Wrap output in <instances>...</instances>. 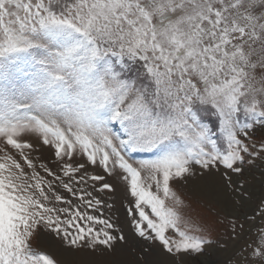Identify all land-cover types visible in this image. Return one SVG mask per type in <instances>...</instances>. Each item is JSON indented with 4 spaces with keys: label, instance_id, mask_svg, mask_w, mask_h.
I'll return each instance as SVG.
<instances>
[{
    "label": "snow or ice",
    "instance_id": "6c2138e0",
    "mask_svg": "<svg viewBox=\"0 0 264 264\" xmlns=\"http://www.w3.org/2000/svg\"><path fill=\"white\" fill-rule=\"evenodd\" d=\"M257 125L264 0H0V264H61L34 246L42 233L114 255L128 236L105 214L108 177L126 185L139 264L202 253L212 241L174 184L221 167L233 184L228 171L264 161ZM34 141L54 150L55 171L35 162ZM258 215L233 264H264Z\"/></svg>",
    "mask_w": 264,
    "mask_h": 264
},
{
    "label": "rangeland",
    "instance_id": "374dc122",
    "mask_svg": "<svg viewBox=\"0 0 264 264\" xmlns=\"http://www.w3.org/2000/svg\"><path fill=\"white\" fill-rule=\"evenodd\" d=\"M251 131L256 141L264 140V128L257 125ZM34 148L32 156L35 162L46 163L55 171L57 164L54 150L39 141H34ZM134 158L138 160L148 157L138 155ZM94 171L97 174H104L99 168ZM225 171L227 170L221 167L219 172L213 174L210 181L192 178L187 182L178 181L174 184L177 193L185 201L187 217L201 228V235L212 241L200 254L178 257L176 264H233L240 250L256 240L255 233L261 225L258 212L264 207V161L257 159L255 164L245 165L243 173L239 175L228 171V176L233 180L231 185L222 175ZM41 174L43 175V172ZM107 179L113 184L114 190L105 191L101 194V198L107 204H112L113 209L111 212L106 209L105 214L118 220L128 236L127 244H118L114 255L96 256L66 248L53 234L42 233L38 240L33 242L34 246L52 253L61 264H82L85 259L118 260L124 264H139L138 255L145 242L132 234L130 218L125 210L129 203L126 185L117 177ZM234 220L242 224L243 228L233 231ZM154 247L159 252V245ZM150 259L172 261V258L167 256L154 255Z\"/></svg>",
    "mask_w": 264,
    "mask_h": 264
}]
</instances>
